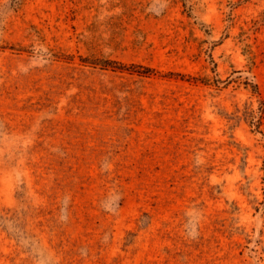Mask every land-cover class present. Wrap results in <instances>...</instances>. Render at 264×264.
Wrapping results in <instances>:
<instances>
[{
	"label": "rangeland",
	"instance_id": "1",
	"mask_svg": "<svg viewBox=\"0 0 264 264\" xmlns=\"http://www.w3.org/2000/svg\"><path fill=\"white\" fill-rule=\"evenodd\" d=\"M0 264H264V0H0Z\"/></svg>",
	"mask_w": 264,
	"mask_h": 264
}]
</instances>
